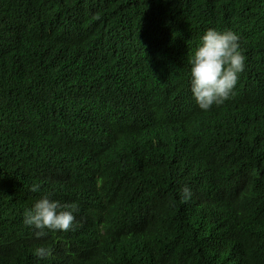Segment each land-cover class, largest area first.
<instances>
[{
	"label": "trees",
	"instance_id": "obj_1",
	"mask_svg": "<svg viewBox=\"0 0 264 264\" xmlns=\"http://www.w3.org/2000/svg\"><path fill=\"white\" fill-rule=\"evenodd\" d=\"M208 28L245 67L203 111ZM45 195L74 230L22 223ZM0 264H264V0H0Z\"/></svg>",
	"mask_w": 264,
	"mask_h": 264
},
{
	"label": "clouds",
	"instance_id": "obj_2",
	"mask_svg": "<svg viewBox=\"0 0 264 264\" xmlns=\"http://www.w3.org/2000/svg\"><path fill=\"white\" fill-rule=\"evenodd\" d=\"M239 36L230 29H206L199 38L195 50L188 57L189 88L192 99L200 110L207 111L220 106L231 98L239 74L244 70L245 57L242 54ZM31 192L40 190V183L30 185ZM185 196L190 195L187 188ZM75 204L62 205L47 195L35 200L22 214L25 226L37 229V237L45 230L67 232L75 228ZM37 260L51 256V249L38 246L33 250Z\"/></svg>",
	"mask_w": 264,
	"mask_h": 264
}]
</instances>
